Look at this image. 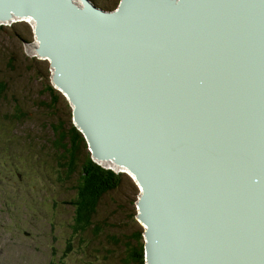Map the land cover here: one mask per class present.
<instances>
[{
    "label": "water",
    "instance_id": "obj_1",
    "mask_svg": "<svg viewBox=\"0 0 264 264\" xmlns=\"http://www.w3.org/2000/svg\"><path fill=\"white\" fill-rule=\"evenodd\" d=\"M65 1L66 7L77 16V22L64 19L61 12L55 11L57 5H54L52 0H44L45 4L26 0H0V18H8L9 14L13 13L30 15L36 19V51L40 56L49 59L54 69L53 83L59 86L73 103L75 125L88 142L92 159H112L135 174L141 187L137 201L140 211L137 217L146 226L143 232L145 264H157L159 257L163 259L160 264H264V231L256 227L259 223L255 219L264 215V206L260 205L264 202V120L261 119L264 118V98L258 101L261 106L260 113L250 115V129L244 128L246 118L241 116L240 100L225 99L223 93L218 91L222 86V76H227L226 70L222 71L223 67L214 66L215 72L210 76V82L214 83L209 84V93L201 100L207 105L209 103L212 107L209 108L213 109L217 118L222 113L230 115V118L224 119L221 132L206 128L202 135H186V131H180L185 126L178 127L173 117L164 111L166 117H172L171 121H167L170 129L168 135L173 134L174 145L182 148L179 153L190 152V143L181 146L180 139L184 141L187 137L201 138L206 144L204 148L196 145L197 149L188 154L191 161L186 168L187 175L184 176V168L178 165L180 161L158 164L155 156L145 155L154 147V143L160 140L153 137L151 131L131 133L126 130L121 133L122 129L121 132L115 130L118 127L117 121L124 127L126 123H135L143 114L141 100L134 97L131 85L138 84L149 96L152 105L149 115L145 116L146 119L151 121L154 114L161 117L157 110L164 108L158 106L163 101L160 93L146 92L152 88L151 83L136 75L137 83H133L129 78L130 74L126 73L130 70L122 74L112 73L114 65L119 64V59L127 61L133 54L113 49L110 58V50L106 46L119 43L121 38L118 35V42L115 41L116 37L110 34L115 31H112V24L108 23L123 18L120 12L125 6L133 5L142 9L144 5L141 2H147L150 9L154 7L156 11L176 12L175 8L182 9L197 0H120L116 10L104 11L102 18L97 15L98 21L90 22L89 26L82 25L87 21L82 16L83 11L88 7L94 11L101 8L89 0H82L81 7H77L72 0ZM235 1L242 3L248 13L258 12V19L262 20V25L258 27L264 29V0ZM58 8L59 11L66 9L63 5ZM197 15L201 20L206 19L201 12ZM210 24L212 25V22ZM197 25L194 21L196 31L204 30L203 35H206L208 28ZM215 32L218 34L215 33V37L221 36L220 29L217 28ZM200 41L198 47L186 44L179 45L172 51L160 49L149 54V59L157 62V70H164L160 67H163L164 62L170 61L169 71H179L184 67L179 63L187 61L189 66L200 62L197 56L201 58L205 55L200 49L205 46L204 40ZM117 46L123 49L121 45ZM219 46H223V42L216 43V55L219 54ZM229 48L232 53V47ZM234 63L246 69L248 72H245L249 74L256 73L258 76L261 72L243 52L242 59L234 60ZM239 66L235 69H240V75L228 79V85H232L230 88L234 89L237 82L241 83L247 87V95L254 97L252 88L260 85L262 81L257 82L251 77L253 83H244V71ZM100 68H104L108 75L99 77ZM144 70L148 68L138 66L133 72ZM261 85L264 87V82ZM171 86L172 82L163 86L164 91L169 90ZM213 98L223 105L217 107V103L212 101ZM122 99H125L124 105H119V110L112 111L110 106ZM105 108L109 110L108 115L102 110ZM223 118L221 117V120ZM162 127L163 125H160V128ZM211 131L215 137L211 135ZM122 136L130 138L124 144H131L123 147L125 157L113 152L112 147L119 145ZM209 139L214 140L209 142ZM132 140L139 148L136 149L138 153L134 152ZM160 146H163L162 143ZM202 150L207 153H201ZM216 163H220L219 169L222 168V172L218 169L217 173ZM140 168H146V171L143 172ZM251 184L260 186L257 190H249ZM167 193L171 196L168 197ZM156 196H160L162 202L156 201ZM233 202L258 203L247 204L241 210H233L230 205ZM254 207L256 211L253 214ZM211 220L218 223L209 222ZM234 257L238 260L234 261Z\"/></svg>",
    "mask_w": 264,
    "mask_h": 264
},
{
    "label": "rangeland",
    "instance_id": "obj_2",
    "mask_svg": "<svg viewBox=\"0 0 264 264\" xmlns=\"http://www.w3.org/2000/svg\"><path fill=\"white\" fill-rule=\"evenodd\" d=\"M91 1L105 11L120 3ZM10 21L0 22V264H127L128 248L138 251L144 244L146 226L137 217L140 185L115 162L107 163L112 159L102 164L94 158L121 179L99 200L94 217L103 227L95 235L87 226L74 234L70 202L90 148L82 135L80 160L66 176L57 139L75 125L74 105L53 83L48 58L37 53L34 25Z\"/></svg>",
    "mask_w": 264,
    "mask_h": 264
},
{
    "label": "bare ground",
    "instance_id": "obj_3",
    "mask_svg": "<svg viewBox=\"0 0 264 264\" xmlns=\"http://www.w3.org/2000/svg\"><path fill=\"white\" fill-rule=\"evenodd\" d=\"M26 1L45 4L44 0ZM52 3L57 5V7H55V11L58 13L61 12V16L65 17L64 19H68L73 22L78 21L77 16L66 7L65 0H59L58 2L52 0ZM141 3L144 5L142 9L133 5H129L130 7L125 6V8L120 12L123 14V18H120L115 22L112 21L108 23V25L112 24V27H110L112 28V31H115L110 33L113 37H116L115 41L118 42V35L121 40L119 43H110L112 45H107L106 48L110 50V58L112 56L111 50L113 49H121L122 51L133 54L132 58L129 57L127 61L119 59V64L114 65L112 73L122 74L123 72L130 70L131 72L128 71L126 73L128 75L130 74L129 78L133 83H137L135 75L140 77L142 80H146L147 83H151L152 88L146 92L160 93L163 101L158 106L164 109L157 110V113H159L158 115H162L161 117H157V114H154L151 121L146 119L145 116L149 115V110L152 105L150 103L149 96L140 89L138 84L131 85L134 97L141 100L140 107L144 108L143 114H141L140 119L135 123H126L124 127L120 126L117 121L116 126L118 127L115 130L117 132H121L122 129L121 133H124L126 130L131 133H144L148 130L151 131L152 136L160 140L156 141V143H154V147L148 150L146 154L144 152V154L147 156H155L158 164H166L168 161L174 160L180 161L178 165L184 168V171L182 172V176H184L187 175L186 168L191 161V156L188 154H191L197 149L196 145L200 148H204L206 147V144L201 138L192 139L187 137L188 139L186 138L184 141L180 139L179 141L182 142L181 146H185L190 143V152H188V154L187 152L179 153L182 148L174 145L172 141L173 134L170 136L168 135L170 133V129L167 121H171L173 117L178 127L185 126L182 127L180 131H186V135H195V137L197 136V133L202 135L206 128L214 132H221L224 119L230 118V115L226 116L222 113L219 115V118H217L213 109H210L212 107L209 106V103L207 105L203 100H201L203 96H207V93H209V90L207 89L209 84L214 83L213 81L210 82V76L215 72V66V68L223 67L222 71L226 70L227 73V76L225 74L222 76V86L218 89V91L223 93V97L225 99L236 98V100H240V113L242 117L246 118L244 128L250 129V115H258L257 113H260L259 109L261 106L258 104V101L264 98V87L261 85L264 82V29L258 27L262 25V20L258 19V12L255 11L248 13L244 9L242 3L236 2L235 0H197L187 7H182V9L175 8L176 12H170L168 10L156 11L154 10V7L150 9L147 2ZM62 5L66 9L62 8L59 11L58 6ZM76 6L81 7L78 5ZM36 8H39V6H36ZM100 10L96 8L94 11L90 7L86 8L83 11L82 16L85 17L87 21L82 23V25L89 26L90 22L98 21L97 15H100V18H102V15L105 14V10ZM200 12L204 17H206L205 20H201L200 16L197 15ZM11 19H22L24 21H28V23L34 26L36 24V19L32 18L30 15H15L13 13H10L8 18H0V22H8ZM194 21L198 24L197 26L208 28L206 35H203L204 30L201 32L196 31ZM211 22L212 25L210 24ZM217 28L220 29L221 36L215 37V30ZM200 40H204L203 42L205 43V46L200 49L205 55L201 58L197 56V60L200 62L189 66H187V61L179 63V65L184 66L179 71H169L168 62L170 61L164 62L163 67H160L164 70H157L155 68V63L157 62L149 59V54L160 49L172 51L173 49L178 48L177 46L179 45L184 46L186 44H194L197 46L201 43ZM220 41L223 42V46L217 47L219 54L216 55L215 46L216 43ZM141 42H154L156 44H145ZM117 45H121L124 50ZM37 46L38 42L35 44V47ZM229 47H232V53L229 52ZM125 52L123 56H125ZM242 52L250 58L256 67L261 71L258 76H256V73H247L248 71L246 69L234 63V60L242 59ZM140 54H142L141 57L139 56ZM43 59H47V57H44ZM138 66H146L148 70L134 73L133 70ZM238 66L244 71L242 74L244 77V83H253L252 79L257 82L262 81L260 85H255L252 88L254 91V97L247 95V87H245V85H241V83L237 82L234 89L230 88L232 85H228V79L234 78L235 75H240V69H235L236 67L238 68ZM210 67H212L211 70H209ZM219 71L221 70L219 69ZM104 74L108 75L107 71L104 68H100L98 71L99 77L100 75L104 76ZM171 82V88L164 91L163 86ZM57 87L60 89L59 86ZM212 101L213 103H217V107L223 105V103L218 102L216 98H213ZM124 102L125 99H122V101L112 104V106H110L112 107L111 110H119V105L123 106ZM102 110L106 115H108L109 110L107 108ZM220 110H222V108H220ZM164 111L172 117H166L164 115ZM199 115L200 118H198ZM221 117L224 118L221 120ZM261 119L264 120L263 117ZM108 124L110 125V122ZM160 125H163V127L160 128ZM212 131L210 133L213 137H215ZM128 140H130L129 137L122 136L119 145L112 146L114 147L113 152L125 157L126 154L123 152V147L124 145H131L128 143L124 144V142ZM213 140L214 139H209V142H212ZM160 143H162L163 146H160ZM132 144L134 145V152L138 153L137 150H139V148L135 145L134 141ZM201 153H207V151L202 150ZM127 157H129L128 154ZM106 161L107 163L109 162L112 164L115 162L114 160ZM106 161L98 160V162L102 164H106ZM113 165H111V167ZM117 165L118 168L120 167L125 170L132 180L139 185L133 172L124 166L122 167L119 166V164ZM219 166L220 163H216L217 173ZM140 169L143 172L146 171V168ZM219 171L222 172L223 169L220 168ZM259 186L260 185L251 184L249 190H257ZM167 195L168 197L171 196V194L168 193ZM155 200L162 202L163 199L160 196H156ZM253 203L257 205L258 202H233L230 205L233 206V210H241L243 207H246L247 204ZM260 205L264 206V202ZM255 211L256 209L254 207L252 210L253 214ZM255 219L257 220V223H259V226L256 227H259L258 229L264 231V215L261 218L255 217ZM209 222L218 223L216 220H211ZM237 260L238 258L234 257V261ZM162 261L163 259L159 257L157 259V264L162 263Z\"/></svg>",
    "mask_w": 264,
    "mask_h": 264
},
{
    "label": "trees",
    "instance_id": "obj_4",
    "mask_svg": "<svg viewBox=\"0 0 264 264\" xmlns=\"http://www.w3.org/2000/svg\"><path fill=\"white\" fill-rule=\"evenodd\" d=\"M56 130L61 134V126L56 127ZM83 138L78 128L72 125L69 127L67 136L61 134L57 139L59 156L64 160L60 165L65 166L66 176L71 175L77 167V162L80 160L78 151H81ZM84 158L83 163L81 161L79 164L76 197L70 202L74 208L71 227L74 234H78L82 233V229L87 226L93 230L95 235L105 223L94 217L97 215L99 200L108 190L118 185L122 174L97 164L92 159L91 153H87ZM127 259V264H145L144 244L140 245L138 251H136V246H130L127 250Z\"/></svg>",
    "mask_w": 264,
    "mask_h": 264
},
{
    "label": "flooded vegetation",
    "instance_id": "obj_5",
    "mask_svg": "<svg viewBox=\"0 0 264 264\" xmlns=\"http://www.w3.org/2000/svg\"><path fill=\"white\" fill-rule=\"evenodd\" d=\"M91 1V0H90ZM92 2V1H91ZM92 4H93V2H92Z\"/></svg>",
    "mask_w": 264,
    "mask_h": 264
}]
</instances>
